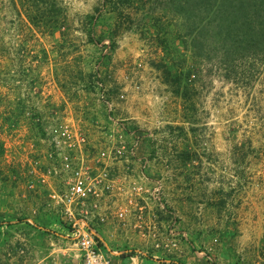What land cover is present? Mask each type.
Instances as JSON below:
<instances>
[{
	"label": "rangeland",
	"instance_id": "rangeland-1",
	"mask_svg": "<svg viewBox=\"0 0 264 264\" xmlns=\"http://www.w3.org/2000/svg\"><path fill=\"white\" fill-rule=\"evenodd\" d=\"M224 1L0 0V264H79L47 198L60 180L35 171L62 125L93 165L111 118L151 132L139 153L185 237L171 259L264 264V2ZM115 228L113 245L146 253L137 264H169L146 258L138 227Z\"/></svg>",
	"mask_w": 264,
	"mask_h": 264
},
{
	"label": "built area",
	"instance_id": "built-area-1",
	"mask_svg": "<svg viewBox=\"0 0 264 264\" xmlns=\"http://www.w3.org/2000/svg\"><path fill=\"white\" fill-rule=\"evenodd\" d=\"M100 98L111 113V100L103 91ZM111 121L115 131L108 134L107 144L98 148L92 157L93 165L88 163L85 153L88 141L83 132L68 125L54 128L50 138V157L54 163L48 169L35 171L37 182L48 186L50 179L58 176L60 187L50 188L47 198L65 224L66 237L73 241L82 264H119L113 256L132 251L111 250L101 235L100 225L112 218L123 226L131 219L139 233L153 242L154 251L147 255L169 263L170 254L182 252L178 237L184 240L185 237L183 231L176 229L178 220L163 202L161 181L151 179L147 173L149 160L139 153L151 132L112 118ZM123 161L127 162L126 172L112 174L113 166ZM137 163L133 171L130 166ZM145 198L153 204L142 202ZM158 215L169 217L163 233L156 229ZM139 254L134 250L132 255H127L129 263L126 264H137L135 259Z\"/></svg>",
	"mask_w": 264,
	"mask_h": 264
},
{
	"label": "crops",
	"instance_id": "crops-1",
	"mask_svg": "<svg viewBox=\"0 0 264 264\" xmlns=\"http://www.w3.org/2000/svg\"><path fill=\"white\" fill-rule=\"evenodd\" d=\"M143 155H145V154H143ZM147 159H148V157H147ZM113 219H115V218H112L111 220H109L104 225H100V233L103 236V238L105 239V241L107 242V244L111 250H119V248L117 246L112 244V238H110V237H114L113 232H115L117 230L115 227H119V226H121V224L116 219H115V221ZM128 220H129V222L126 225L131 226L132 220L131 219H128ZM113 257L116 260L115 261L116 263L123 264L124 261H126V263H129V261H128L129 259L126 256L122 257L120 255H118V256L115 255ZM79 264H82L81 259L79 261Z\"/></svg>",
	"mask_w": 264,
	"mask_h": 264
},
{
	"label": "trees",
	"instance_id": "trees-1",
	"mask_svg": "<svg viewBox=\"0 0 264 264\" xmlns=\"http://www.w3.org/2000/svg\"><path fill=\"white\" fill-rule=\"evenodd\" d=\"M244 1L245 0H240V5H238L239 4V0H225L224 2H225V5H227L228 4V8H231V11L233 12V11H235L236 9H239V8H242V6H243V4H244ZM261 1H263L264 2V0H261ZM261 3V2H260ZM37 22V21H36ZM264 22V21H263ZM33 23H35V21L33 22ZM34 25H37L36 23L34 24ZM99 244L101 245V243H100V241H99ZM134 253V251L132 250L130 253H124V254H122L121 256L123 257H125V256H129V255H132ZM146 258H148L149 260H153V257L151 256V255H147L146 256ZM168 258H170V257H168ZM169 264H184L182 261H177V260H174V259H171L170 258V262H169Z\"/></svg>",
	"mask_w": 264,
	"mask_h": 264
}]
</instances>
